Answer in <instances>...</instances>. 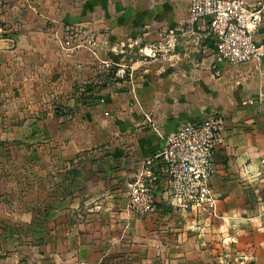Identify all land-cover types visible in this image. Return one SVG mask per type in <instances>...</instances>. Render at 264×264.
Here are the masks:
<instances>
[{"label":"crops","instance_id":"crops-1","mask_svg":"<svg viewBox=\"0 0 264 264\" xmlns=\"http://www.w3.org/2000/svg\"><path fill=\"white\" fill-rule=\"evenodd\" d=\"M189 5L0 0V75L42 76L66 84L68 93L89 79L98 97L85 105L93 115L78 117L83 138L75 133L71 140L67 209H52L41 239L30 245L14 243L0 227V264H174L219 249L239 264H264V100L257 95L264 91V59L241 74L236 64L217 66L207 22L191 25ZM75 27L95 28L98 41L74 50L66 30ZM121 64L131 80L104 79ZM105 103L125 112L107 118ZM222 106L232 116L218 115L224 129L213 156L216 213L179 204L160 185L156 210L136 214L130 188L163 136ZM105 140L122 147L90 149Z\"/></svg>","mask_w":264,"mask_h":264},{"label":"rangeland","instance_id":"rangeland-1","mask_svg":"<svg viewBox=\"0 0 264 264\" xmlns=\"http://www.w3.org/2000/svg\"><path fill=\"white\" fill-rule=\"evenodd\" d=\"M66 35L74 50L81 49L86 40L89 42L88 39L98 41V31L93 27L82 30L80 27L70 28L66 30ZM254 63L236 64L234 68L241 74ZM128 75L123 80H131ZM88 81L75 82L68 93L62 90L67 87L66 84L56 80L50 84L42 76L0 75V227L13 241H22L26 245L36 243L41 239L39 233L43 232L42 228L48 226L47 214L57 206L60 211L67 209V196L73 190L67 181L69 153L73 147L71 140L75 133L83 138L84 120L78 117L85 119L93 115V112L85 110V105L98 98L91 91V81ZM257 95L264 100V91ZM113 107L109 108L105 103L100 111L107 118H116L115 115L125 112L122 108ZM220 108L215 110L217 113L207 114V117L213 114L223 116L224 113L227 117L232 116L229 107ZM119 143L118 148L115 140H105L90 149H121ZM122 150L124 153L125 150ZM57 198L59 203L53 201ZM10 214L13 215L11 220L3 218V215ZM51 238L48 237V240L51 241ZM227 254L219 249L198 259L192 257L186 262L174 264H239L234 254ZM113 255L114 259L118 258L116 253Z\"/></svg>","mask_w":264,"mask_h":264},{"label":"built area","instance_id":"built-area-1","mask_svg":"<svg viewBox=\"0 0 264 264\" xmlns=\"http://www.w3.org/2000/svg\"><path fill=\"white\" fill-rule=\"evenodd\" d=\"M201 20H206L213 38L217 66L260 63L264 59V39L259 38L264 26V2L190 0L188 22L193 25ZM127 76V67L118 65L114 79ZM223 129L222 117L213 114L163 136L162 147L145 159L130 188L129 207L140 216H148L156 210L157 191L164 185L179 204L188 203L215 214L213 156Z\"/></svg>","mask_w":264,"mask_h":264},{"label":"trees","instance_id":"trees-1","mask_svg":"<svg viewBox=\"0 0 264 264\" xmlns=\"http://www.w3.org/2000/svg\"><path fill=\"white\" fill-rule=\"evenodd\" d=\"M115 70H110L108 71L105 76H104V79L105 80H110V79H114V72Z\"/></svg>","mask_w":264,"mask_h":264}]
</instances>
